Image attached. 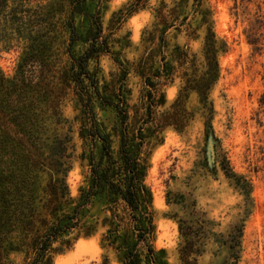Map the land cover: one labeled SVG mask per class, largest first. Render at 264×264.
Segmentation results:
<instances>
[{"label": "rangeland", "instance_id": "rangeland-1", "mask_svg": "<svg viewBox=\"0 0 264 264\" xmlns=\"http://www.w3.org/2000/svg\"><path fill=\"white\" fill-rule=\"evenodd\" d=\"M72 1L9 0L4 5L0 0L4 104L14 107L25 94L27 103L34 105L41 83L52 75L48 120H55L58 111L62 114L56 117L61 129H56L52 121L47 130L26 135V139L39 137L34 140L37 147L27 152L38 169L30 181L36 210L33 216L48 223L35 222L36 236L44 234L51 223L48 212L53 187L62 191L61 177L65 176L69 197L77 201L80 188L87 187L91 178L87 157L92 150L96 162L102 153L99 142L93 146L88 137H79V85L69 81L66 74L69 52L83 54L95 29L91 17H98L99 40L108 43L109 52L89 62L100 96L94 98L93 110L109 136L115 157L124 136L129 151L147 162L144 182L150 189L154 212L151 243L156 264H182L181 245L198 252L189 264H227L222 240L229 227L241 219L244 224L238 264H264V111L259 104L264 92V0H207L213 9L214 31L226 51L218 55L219 74L209 92L211 104L206 107L195 92L189 93L185 104L173 105L181 84L177 75L155 95L147 82L149 73L160 68L162 56L170 59L169 54L178 45L187 44L194 53L191 59L195 69L203 63L201 38L187 39L184 33L170 29L163 35L165 41L161 39L163 25L154 20L153 8L161 1L172 6L176 0H148L145 8L127 17H122L121 8L129 0H86L74 8L75 12ZM247 36L256 42L254 46ZM41 41L52 45L47 70L41 54L31 45ZM189 75L195 78L193 70ZM153 77L150 80H158ZM153 104L155 113L149 115ZM14 113L6 109L8 119ZM160 122L165 127L158 134ZM177 123L183 126L181 130ZM6 160L10 161V156ZM222 164L250 183L251 207L245 206L244 194L225 175ZM81 214L78 228L52 243V264H102L105 257L108 264H121L123 251L102 241L111 214L101 198L83 206ZM128 224L124 215L117 245L136 242ZM179 226L189 234L190 242L185 244ZM10 260L26 264L25 251L12 252Z\"/></svg>", "mask_w": 264, "mask_h": 264}, {"label": "trees", "instance_id": "trees-1", "mask_svg": "<svg viewBox=\"0 0 264 264\" xmlns=\"http://www.w3.org/2000/svg\"><path fill=\"white\" fill-rule=\"evenodd\" d=\"M9 0H3L4 5ZM86 0H73L72 12L79 4ZM148 5V0H129L121 8L122 17L130 16ZM154 20L163 25L161 39L170 29H175L178 33H184L187 39L201 38L202 64L198 68L193 67L194 53L190 52L187 44L179 45L169 54L170 59L162 56V64L155 73H149L147 82L150 91L155 95L164 84L173 81L177 75L180 78L175 104H185L190 92H195L199 103L206 107L209 102V92L215 84L218 74L217 58L220 52L226 51L225 43L219 39L213 28V9L207 0H176L172 6H167L164 1L153 8ZM73 19V18H72ZM71 19V20H72ZM91 23L95 29L90 38V42L83 54L74 55L69 52L70 64L66 74L68 80L79 85L78 100L80 102V126L79 137L89 138L93 146L100 143L102 153L98 161L94 162L91 150L88 158L91 165V178L87 187L80 188L77 201L69 197L65 176L61 177L62 191L53 187L52 207H49L50 225H46V231L37 237L34 231L35 222L42 225L48 224L43 219L36 218L31 194L30 181L35 172L38 171L34 159L27 153L31 148L35 149L37 144L34 140L39 137L31 136V131H43L46 126L57 125L56 129H61L56 117L62 115L57 112L55 120H48L49 86L52 84V75L41 83L37 94L39 97L33 104H28V96L21 95L18 101L10 107L2 100V90L5 88V77L0 71V264H13L10 254L16 251H25L26 264H52L53 251L52 243L62 234L68 235L72 229H76L80 223L81 210L96 197H100L105 208L110 211L111 220H108V228L102 235L103 244L115 250H122L123 256L121 264H156V251L151 240L154 236V212L151 205V192L144 182L147 162L138 153L129 151L128 139L121 138L118 155L115 157L110 148L109 136L101 129L93 110L94 98L100 97L98 91V80L89 69V62L99 58L103 52H109L108 43L101 41V22L99 18L91 17ZM74 33V27L71 26ZM248 38L251 45L256 42ZM74 41V39H72ZM39 52L47 67L50 66L52 45L49 42H34L31 44ZM44 64V65H45ZM193 70L195 78H191L189 72ZM151 75V77H150ZM157 77L158 80H150ZM23 84V82H22ZM44 86V87H43ZM20 89L23 87L20 86ZM43 92H48L43 94ZM54 97V96H53ZM59 99L56 98V100ZM20 102L22 103L20 105ZM259 104L264 111V92L259 99ZM156 104L149 111L155 113ZM6 109L15 111L8 119ZM210 111L213 107L210 105ZM210 118H212L210 116ZM154 119V116L153 118ZM171 125V124H168ZM178 130L183 126L175 124ZM209 127L211 123L209 122ZM165 124L158 125L157 133L161 134ZM47 130V129H46ZM12 131V134H7ZM71 132V131H70ZM10 156V161L6 157ZM31 163L24 165V163ZM225 175L233 179L234 186L245 196V206L251 207L250 183L242 176L234 174L228 166L222 164ZM236 175V176H235ZM235 177V178H234ZM250 200V202H248ZM32 204H29L31 203ZM121 209L122 214H120ZM124 215L128 216L130 229L136 242L127 243L125 246L117 245L119 226L123 223ZM244 220H237L225 232L222 245L227 250V264H238L241 256V238ZM180 231L186 242H190L188 235L181 226ZM20 231L21 233H18ZM93 231H86L84 235H90ZM23 248V250H22ZM198 254L193 250H187L185 245L179 248V259L182 264H189L192 255ZM102 264H108L107 257Z\"/></svg>", "mask_w": 264, "mask_h": 264}, {"label": "water", "instance_id": "water-1", "mask_svg": "<svg viewBox=\"0 0 264 264\" xmlns=\"http://www.w3.org/2000/svg\"><path fill=\"white\" fill-rule=\"evenodd\" d=\"M210 147H211V152H212V145H210ZM213 156V155H212Z\"/></svg>", "mask_w": 264, "mask_h": 264}]
</instances>
